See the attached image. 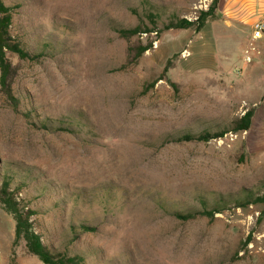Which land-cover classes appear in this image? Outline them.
Returning a JSON list of instances; mask_svg holds the SVG:
<instances>
[{
	"label": "rangeland",
	"instance_id": "obj_1",
	"mask_svg": "<svg viewBox=\"0 0 264 264\" xmlns=\"http://www.w3.org/2000/svg\"><path fill=\"white\" fill-rule=\"evenodd\" d=\"M4 1L18 5L12 32L42 56L8 54L19 104L0 92V180L8 170L20 185L49 248L85 264H264V215L245 202L264 193V136L181 139L228 128L260 100L264 30L238 33L217 4L199 32L128 43L117 30L147 13L157 26L193 20L212 0ZM146 39L129 61L128 44ZM217 202L212 218L173 214ZM0 264H43L1 207Z\"/></svg>",
	"mask_w": 264,
	"mask_h": 264
},
{
	"label": "trees",
	"instance_id": "obj_2",
	"mask_svg": "<svg viewBox=\"0 0 264 264\" xmlns=\"http://www.w3.org/2000/svg\"><path fill=\"white\" fill-rule=\"evenodd\" d=\"M217 4L218 0H212L208 8L200 10L198 16L193 20L172 18L166 22H162L160 26L156 24V14L149 12L145 16L146 22L145 20H141L133 27L118 29L117 33L120 38L129 43L133 37L140 38L144 34L145 36H149L151 33L158 35L160 32L170 29H192L195 32H199L207 21L215 19ZM17 7L18 5L6 4L4 0H0V92L14 109H16L19 101L11 88L14 68L8 54H13L18 59L27 61H37L42 56L40 53H33L28 50L22 38L12 32L13 11ZM151 45L152 41H148L147 39L145 42L136 40L128 44L127 59L133 62L150 49ZM253 113L254 109L252 107L247 109L241 116L233 118L229 122L228 128L214 133L202 131L196 135H185L181 139L207 142L210 139L221 138L227 132L237 133L247 131L251 126ZM42 125L46 127L45 124ZM3 169L4 171L6 170V168ZM7 171H5L4 175L1 174L0 207L7 214L11 215L14 220V243L19 240L23 241L27 252L36 256L43 264H85L83 254L50 249L43 241L41 235L36 230V220L32 219V215L37 214V211L20 203L17 197L20 185L16 183L15 186H11L13 177ZM245 202L248 204H260V214L264 215V193L254 197L249 196ZM219 203L217 202L209 209L192 210L186 213L174 212L173 214L180 220H192L198 217L212 218L221 209L219 208V205H221ZM81 228L89 230L86 226H82Z\"/></svg>",
	"mask_w": 264,
	"mask_h": 264
},
{
	"label": "crops",
	"instance_id": "obj_3",
	"mask_svg": "<svg viewBox=\"0 0 264 264\" xmlns=\"http://www.w3.org/2000/svg\"><path fill=\"white\" fill-rule=\"evenodd\" d=\"M218 10L227 20L238 19V33H244L258 23L264 22V0H220ZM260 81L264 89V66L260 73ZM253 109L251 126L247 131L256 127L261 136H264V91L260 100L253 105Z\"/></svg>",
	"mask_w": 264,
	"mask_h": 264
},
{
	"label": "built area",
	"instance_id": "obj_4",
	"mask_svg": "<svg viewBox=\"0 0 264 264\" xmlns=\"http://www.w3.org/2000/svg\"><path fill=\"white\" fill-rule=\"evenodd\" d=\"M257 29L260 30V31H263L264 30V22L258 23L257 24Z\"/></svg>",
	"mask_w": 264,
	"mask_h": 264
}]
</instances>
